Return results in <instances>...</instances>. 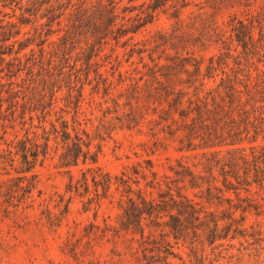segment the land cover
<instances>
[{
  "label": "trees",
  "instance_id": "16d2710c",
  "mask_svg": "<svg viewBox=\"0 0 264 264\" xmlns=\"http://www.w3.org/2000/svg\"><path fill=\"white\" fill-rule=\"evenodd\" d=\"M160 15L170 27L144 34ZM87 85L109 114L93 131ZM119 128L178 155L105 171L103 133ZM1 144L0 207H33L34 169L56 156L70 196L37 205L107 199L114 220L87 234L135 264H263L264 0H0Z\"/></svg>",
  "mask_w": 264,
  "mask_h": 264
},
{
  "label": "rangeland",
  "instance_id": "374dc122",
  "mask_svg": "<svg viewBox=\"0 0 264 264\" xmlns=\"http://www.w3.org/2000/svg\"><path fill=\"white\" fill-rule=\"evenodd\" d=\"M191 8L193 7L189 6L185 12ZM170 23L165 15H160L157 21L147 26L144 34L167 29ZM84 94V112L80 119L85 122L86 117H91L93 122L88 121L86 127L93 131L98 118L103 115L108 118L109 114H105L102 109L105 104L102 107L98 105L102 100V90L92 92L90 85H87ZM145 131V128L142 133L136 128H119L110 137L103 133L102 151L97 165L114 174L125 165L150 157L154 159L156 168L162 171L166 163L165 157L173 158L178 152L169 144L168 150L159 149L154 154H147L142 145L148 139ZM7 136L11 137L9 134ZM98 141L96 139L94 143ZM2 147L5 145L1 144L0 149ZM56 163L57 157L54 156L35 167L37 190L41 193L35 190L36 203L33 207H0V264H135L131 249H127L123 243L114 245L106 237L87 234L89 223L102 225L103 218L114 220L117 209L107 199L97 208L96 213L95 208L84 210L81 198L74 195L66 212L65 207H52V202L50 207L37 205L43 199L48 201V197L54 193H63L65 200L70 196L64 191L68 174L64 172V168L56 167ZM80 166L72 167L74 176L79 174ZM3 173L0 169V181L6 177ZM233 243L236 246L238 244L237 241ZM175 261L179 262L178 259Z\"/></svg>",
  "mask_w": 264,
  "mask_h": 264
}]
</instances>
